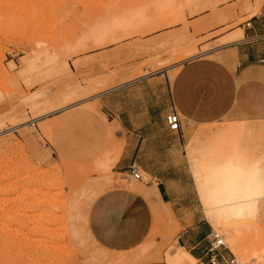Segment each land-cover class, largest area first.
<instances>
[{
  "label": "rangeland",
  "instance_id": "374dc122",
  "mask_svg": "<svg viewBox=\"0 0 264 264\" xmlns=\"http://www.w3.org/2000/svg\"><path fill=\"white\" fill-rule=\"evenodd\" d=\"M254 4L255 0H0V264L114 262L118 253L103 247L94 230H99V200L118 191L120 175L113 166L96 168L91 156L102 148L119 157L124 135L118 130L112 136L103 133L114 125L103 115L98 96L158 71L173 77L186 61L244 43L243 30L253 16L248 7ZM144 17L150 18L149 29L138 32ZM195 17L201 18L190 22ZM101 24L112 33L99 45L89 33ZM178 24L182 29L170 36L145 40L153 28ZM236 32L241 37L225 43ZM157 51L160 55L148 54ZM51 66L57 70L48 77ZM28 97L35 100L34 108L24 103ZM249 126L256 130L243 133ZM207 130L209 136L204 129L189 130L181 158L186 167L171 169L172 180L180 182L188 196L174 201L176 209L208 221L223 236L226 259L264 264V198L252 216L217 227L196 198L193 174L215 150L229 151L239 138L248 141L264 169V121L222 122ZM179 156L172 153L173 161ZM140 173L142 181L125 175L132 192L146 190L150 182ZM147 191L142 205L128 200L116 207L119 202L113 201L102 209V226L112 225V216L120 213L130 222L131 234L138 221H145V249L137 264H166V253L176 250L180 228L168 207Z\"/></svg>",
  "mask_w": 264,
  "mask_h": 264
},
{
  "label": "crops",
  "instance_id": "0c3cea01",
  "mask_svg": "<svg viewBox=\"0 0 264 264\" xmlns=\"http://www.w3.org/2000/svg\"><path fill=\"white\" fill-rule=\"evenodd\" d=\"M199 18L195 17L190 22ZM149 20V17H144L139 22L138 32L149 29L146 26L151 23ZM158 24L164 25L166 21H159ZM249 24L250 27L245 26L243 30L244 43L186 61L173 77H169L167 71H158L117 85L98 96L97 103L103 115L114 125L104 128L103 133L112 136L118 130L124 135L119 157L102 148L96 149L91 156L96 168L110 169L113 166L115 173L120 175L118 191L106 193L99 200V230H94V235L103 247L119 253L142 246L147 233L145 221L139 223L137 220V229H131V234H128L130 222L120 213L112 216V225L105 223L107 228L102 226L101 215L102 209L112 206L113 201L119 202L116 207H123L128 200L135 201L137 205L147 202L150 194L147 190H151L158 203L168 207L176 218L180 228L176 248L184 249L196 261L202 257L212 226L204 218L195 219L194 214H186L183 208L176 209L174 201L188 196L180 182L172 180L171 169L186 167L181 158L190 129H204V135L209 136L207 129L222 122L264 121V39L253 40L264 30V0L258 12L250 17ZM162 25L147 31L145 40H158L182 29L180 24ZM172 112L180 119L177 131H169L166 126L165 118ZM251 130L256 128L249 126L242 132L250 133ZM235 141L249 150L248 141L240 138ZM172 153L174 157L180 153L178 162L173 161ZM209 160H203L195 168H203ZM132 165L149 176L146 190L139 188L138 193L130 191L131 185L125 175L130 177L128 169ZM195 187L196 198L201 202L196 183Z\"/></svg>",
  "mask_w": 264,
  "mask_h": 264
},
{
  "label": "bare ground",
  "instance_id": "6f19581e",
  "mask_svg": "<svg viewBox=\"0 0 264 264\" xmlns=\"http://www.w3.org/2000/svg\"><path fill=\"white\" fill-rule=\"evenodd\" d=\"M262 2L263 0H255V4L248 7L253 15L258 12ZM111 33L112 28L101 24L92 29L89 36L95 43L102 45L105 40L111 39ZM239 37H241V33L236 32L224 41L225 43H232L237 41ZM56 70L51 66L47 76L52 77ZM24 103L31 108L36 105L35 100L29 97L24 100ZM213 153V158L207 162L206 166L200 170H194L193 174L197 179L195 183L206 216L214 225L221 227V225L227 226L234 221L245 220L255 213L257 202L259 203V200L264 198V169L261 160L256 158L252 151L242 148L238 141L230 144L229 151L225 152L220 149L215 150ZM142 249L145 248L140 246L133 253L130 251L132 254H114L116 256L112 260L116 264H136L142 260V255L140 256L143 253H140ZM184 261L192 262L194 259L182 248H176L174 252L166 253V264H181Z\"/></svg>",
  "mask_w": 264,
  "mask_h": 264
},
{
  "label": "built area",
  "instance_id": "2783aa9c",
  "mask_svg": "<svg viewBox=\"0 0 264 264\" xmlns=\"http://www.w3.org/2000/svg\"><path fill=\"white\" fill-rule=\"evenodd\" d=\"M245 26L247 28L250 27L249 21L246 22ZM262 39H264V30L253 37V40L255 41ZM165 122L169 131H177L180 119L175 112H172L166 116ZM128 173L130 177L135 180L142 181L143 179L140 170L135 167V165H132L128 169ZM226 250H228V248L226 247L223 236L212 230L205 242L202 257L197 262H199V264H237L233 256L230 259L225 258L224 252Z\"/></svg>",
  "mask_w": 264,
  "mask_h": 264
}]
</instances>
